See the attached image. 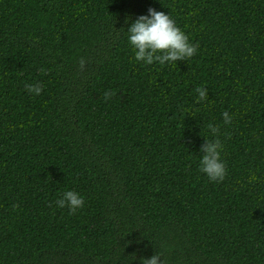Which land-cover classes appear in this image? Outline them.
Returning <instances> with one entry per match:
<instances>
[{"label":"trees","instance_id":"obj_1","mask_svg":"<svg viewBox=\"0 0 264 264\" xmlns=\"http://www.w3.org/2000/svg\"><path fill=\"white\" fill-rule=\"evenodd\" d=\"M149 8L198 45L194 57L135 59L128 29ZM36 83L39 96L25 88ZM209 123L219 183L199 170ZM70 190L85 200L75 214L55 204ZM157 253L264 264V0H0V264Z\"/></svg>","mask_w":264,"mask_h":264},{"label":"clouds","instance_id":"obj_2","mask_svg":"<svg viewBox=\"0 0 264 264\" xmlns=\"http://www.w3.org/2000/svg\"><path fill=\"white\" fill-rule=\"evenodd\" d=\"M149 15H142L131 24L128 29V39L130 45L135 50V59L138 62H144L152 65L154 62L164 65L166 62L186 61L194 57L198 52V45H193L189 37L176 25V22L169 14L163 11H156L149 8ZM84 58L80 60V68L83 70L86 66ZM45 73L44 69L40 70ZM26 90L30 94L39 96L43 92V86L40 83L26 84ZM195 92L198 93L196 103L207 101L208 95L206 87H197ZM114 92L107 91L104 93L105 101L111 99ZM233 117L228 112L223 113L225 124L230 125ZM211 134L216 137L214 140L206 139L201 152L203 153L200 160L199 170L206 174L212 182H223L227 176V168L221 160V150L223 143L219 139L220 129L211 123L208 124ZM227 135V134H226ZM258 177L253 175L250 183H255ZM58 208L69 209L70 214H75L78 209L84 207L85 200L76 191H65L62 197L55 201ZM18 207V205H13ZM52 207V204H49ZM160 254L153 255L151 258H144L142 264H160Z\"/></svg>","mask_w":264,"mask_h":264}]
</instances>
